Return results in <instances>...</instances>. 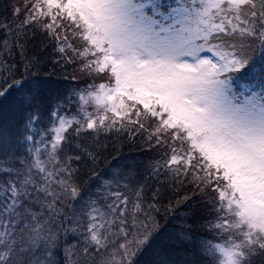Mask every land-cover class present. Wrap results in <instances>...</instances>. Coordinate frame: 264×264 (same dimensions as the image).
<instances>
[{
    "label": "snow or ice",
    "instance_id": "1",
    "mask_svg": "<svg viewBox=\"0 0 264 264\" xmlns=\"http://www.w3.org/2000/svg\"><path fill=\"white\" fill-rule=\"evenodd\" d=\"M0 264H264V0H0Z\"/></svg>",
    "mask_w": 264,
    "mask_h": 264
}]
</instances>
